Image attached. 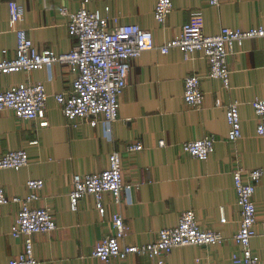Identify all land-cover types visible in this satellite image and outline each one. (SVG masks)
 Returning <instances> with one entry per match:
<instances>
[{
    "label": "crops",
    "instance_id": "0c3cea01",
    "mask_svg": "<svg viewBox=\"0 0 264 264\" xmlns=\"http://www.w3.org/2000/svg\"><path fill=\"white\" fill-rule=\"evenodd\" d=\"M9 1L0 0V59L15 56L17 36L10 19ZM25 9L22 26L34 45L56 53L69 52L78 43L68 31L63 6L78 11L81 0H16ZM173 8L164 24L154 17L155 0H90V11L119 24H138L153 32L157 45L178 35L191 20L194 11H202L204 31L215 34L222 27L250 29L264 27V0H172ZM109 7V10H106ZM231 88L220 79L208 77L209 64L201 52L187 60L182 49L168 54L145 51L132 61L128 85L120 98L117 119L111 130L104 121L92 127L80 122L67 125L61 105L54 95L69 91L74 74L70 66L54 63L44 69L0 74V91L20 83L45 85L50 98L44 119H20L12 110H0V148L25 149L29 164L20 170L0 171V187L9 196L25 197L30 193L29 179H43L40 199L34 206L52 209L57 229L32 236L38 264H157L147 255L133 254L108 263L92 255L95 245L113 233L112 214L120 213L128 235L125 245L155 241L164 228L178 225L183 211L193 209L201 228L218 230L223 242L216 245H187L173 250L165 264H233V254L240 252L234 236L239 230L241 209L237 204L234 171L240 167L262 168L254 202L258 220L251 247L264 262V137L257 134L259 118L251 102L264 93V38L245 41L228 58ZM201 77L204 102L201 107L188 105L183 97L185 77ZM219 101V104H217ZM240 103L242 137L227 139L229 125L226 105ZM215 134V151L199 160L182 150L181 144ZM165 146H160V141ZM140 141L144 148L130 152L129 143ZM119 151L122 177L131 189L123 201L115 203L110 193L104 195L105 215L95 206L92 195L84 196L77 211L70 206L75 174L100 172L108 167V157ZM138 185V187H136ZM19 206L0 207V264L25 249L24 238H14L11 227ZM224 213L226 223H221Z\"/></svg>",
    "mask_w": 264,
    "mask_h": 264
},
{
    "label": "built area",
    "instance_id": "2783aa9c",
    "mask_svg": "<svg viewBox=\"0 0 264 264\" xmlns=\"http://www.w3.org/2000/svg\"><path fill=\"white\" fill-rule=\"evenodd\" d=\"M90 0H81L78 11H71L63 6L61 14L67 16L68 31L78 39L69 52L56 53L50 49L39 50L22 26L25 9L16 0L9 1V13L17 36L15 56L6 57L7 50H2L4 58L0 59V74H12L18 71L44 69L54 63L70 66L74 79L69 91H63L54 98L61 105L67 125L77 127L86 122L92 127L104 121L111 130V124L117 119L120 98L128 85L132 61L143 52L158 50L168 54L172 49L180 48L185 59L189 60L195 52H201L209 64L208 77L220 79L226 90L231 88V69L228 58L235 47H242L246 40L264 38V27L239 29L222 27L218 33L208 34L204 31L202 11L192 14L191 20L183 25L181 32L162 45H157L153 32L138 24H119L115 19L103 16L99 10L90 11ZM218 6L220 0H210ZM173 8L172 0H155L154 17L159 24H164ZM109 10V7H106ZM185 102L193 107H201L204 92L201 77L189 74L185 77L183 94ZM50 98L45 85L37 83H20L0 91V110H12L20 119L34 120L46 118V106ZM219 104V101L218 103ZM251 105L259 118L257 134L264 137V93L255 98ZM226 119L229 125L227 139L236 142L242 137L240 103L230 102L226 105ZM218 137L207 134L203 138L184 141L182 150L190 156L206 160L215 151ZM165 146V141H160ZM144 148L138 141L129 143L130 152ZM29 164V155L25 149L8 150L0 148V171L5 169L20 170ZM263 176L262 168L238 167L234 173L237 204L241 209L239 230L234 239L240 247L239 253L233 254V264H264L251 247L252 238L256 236L255 225L258 220L254 202L256 187ZM43 179H29L27 186L30 193L25 196H9L0 187V207L8 203L19 206L18 215L11 227L14 238H24L25 249L9 260V264H38L32 236L36 233H51L57 229L52 209L49 206H34L40 199L39 192L44 187ZM138 187V185L136 186ZM131 189L123 183L122 157L119 151H113L108 157V167L100 172L85 175L75 174L70 206L77 211L81 199L92 195L95 206L101 215H105L104 195L110 193L115 203L123 201V193ZM224 213L221 223H226ZM113 233L102 238L94 247L92 255L106 263L113 257L126 258L129 255H147L157 264H165L173 250L187 245H216L223 242L220 231L200 227L196 211L188 209L182 212L175 227L164 228L155 241L139 245H125L123 240L128 229L120 213L112 214ZM264 235V225L261 231Z\"/></svg>",
    "mask_w": 264,
    "mask_h": 264
}]
</instances>
